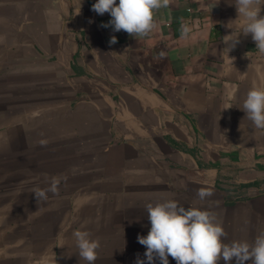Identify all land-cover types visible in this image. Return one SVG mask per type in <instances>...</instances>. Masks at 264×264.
Instances as JSON below:
<instances>
[{
    "label": "crops",
    "instance_id": "0c3cea01",
    "mask_svg": "<svg viewBox=\"0 0 264 264\" xmlns=\"http://www.w3.org/2000/svg\"><path fill=\"white\" fill-rule=\"evenodd\" d=\"M95 2L0 0L3 100L26 103L0 111V264H87L76 230L99 239L95 264H147L146 205L167 200L213 213L224 242L253 243L264 130L241 107L264 87V55L251 35L224 50L235 0H173L146 37L102 27ZM53 178L58 194L37 202Z\"/></svg>",
    "mask_w": 264,
    "mask_h": 264
},
{
    "label": "clouds",
    "instance_id": "9594fccd",
    "mask_svg": "<svg viewBox=\"0 0 264 264\" xmlns=\"http://www.w3.org/2000/svg\"><path fill=\"white\" fill-rule=\"evenodd\" d=\"M173 0H96L92 10L99 15L109 13L111 19L102 27H112L113 31L123 30L133 37H146L158 27L155 13L168 8ZM237 18L229 21L227 28L231 34L223 36L224 50L228 53L240 42V35H251L258 53L264 55V0H235ZM81 8L77 10L79 14ZM231 25H235V28ZM238 28L237 32L235 29ZM189 29L182 26V38H187ZM110 44L117 43L112 36ZM161 57L164 53H160ZM234 60V58H231ZM241 109L246 113L254 127L264 130V87L251 88L243 101ZM59 181L53 178L47 189H34L37 202L47 200V193L58 194ZM213 195L207 188L197 190V196L203 200ZM150 230L146 236H138V242L146 247L144 257L147 264H169L171 256L176 264H264V232L256 236L253 243L246 241L224 242L227 236L216 216L199 208H185L175 200L146 205ZM78 256L87 264H95L99 239H92L88 231L76 230L73 233ZM136 264H145L137 258Z\"/></svg>",
    "mask_w": 264,
    "mask_h": 264
},
{
    "label": "rangeland",
    "instance_id": "374dc122",
    "mask_svg": "<svg viewBox=\"0 0 264 264\" xmlns=\"http://www.w3.org/2000/svg\"><path fill=\"white\" fill-rule=\"evenodd\" d=\"M3 86H4V84H3V82H1L0 83V111L2 109H4L5 106L9 107L10 103L12 104V108L15 109V110H20L21 106H25L26 103L25 102L20 103L19 100H12V102H9L7 100V97L3 100V98H4L3 97V92H4V87ZM2 121H3L2 118H0V122H2ZM173 186H176L174 188H177V185H173Z\"/></svg>",
    "mask_w": 264,
    "mask_h": 264
}]
</instances>
